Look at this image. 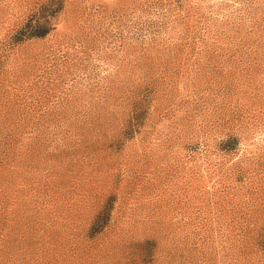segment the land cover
I'll use <instances>...</instances> for the list:
<instances>
[{
	"label": "rangeland",
	"instance_id": "1",
	"mask_svg": "<svg viewBox=\"0 0 264 264\" xmlns=\"http://www.w3.org/2000/svg\"><path fill=\"white\" fill-rule=\"evenodd\" d=\"M0 264H264V0H0Z\"/></svg>",
	"mask_w": 264,
	"mask_h": 264
}]
</instances>
